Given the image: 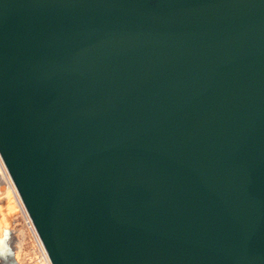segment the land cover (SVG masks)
<instances>
[{"label":"water","instance_id":"95a60500","mask_svg":"<svg viewBox=\"0 0 264 264\" xmlns=\"http://www.w3.org/2000/svg\"><path fill=\"white\" fill-rule=\"evenodd\" d=\"M0 160L51 264H264V0H0Z\"/></svg>","mask_w":264,"mask_h":264},{"label":"rangeland","instance_id":"374dc122","mask_svg":"<svg viewBox=\"0 0 264 264\" xmlns=\"http://www.w3.org/2000/svg\"><path fill=\"white\" fill-rule=\"evenodd\" d=\"M0 173V232L3 226L11 228L13 236L12 245L15 249V257L18 263L39 264V262H44L41 248L38 247L39 243H36L38 242L36 241L38 240L37 235L28 227L22 212H20V205L14 199L12 189L6 184L7 182L1 170ZM35 236L36 238H34Z\"/></svg>","mask_w":264,"mask_h":264},{"label":"bare ground","instance_id":"6f19581e","mask_svg":"<svg viewBox=\"0 0 264 264\" xmlns=\"http://www.w3.org/2000/svg\"><path fill=\"white\" fill-rule=\"evenodd\" d=\"M2 160H0V170H1V172H2V174H3V177H4V179H5V181L7 182L6 184H8L9 185V188L10 189H12V191H13V193H14V199H15V201H17V203L20 205V210L22 211V209H23V207H22V203H21V200H20V197H19V194H18V192H17V190L14 188V186H13V183H12V181H11V178H10V176H9V174H5L4 173V168H3V164H2V162H1ZM1 174V173H0ZM2 178V177H1ZM2 181H3V179H2ZM1 182V181H0ZM7 185V186H8ZM2 189V188H1ZM8 189V188H7ZM6 190V189H5ZM12 196H13V194H12ZM18 210V209H17ZM20 211V212H21ZM23 216H24V218L25 219H27V215L25 214V212H24V210H23ZM27 224H28V226H30L29 228L30 229H32L31 231H33L34 233H36L34 230L35 229H33V227H32V225H31V223H30V220H29V218H28V220H27ZM33 234V233H32ZM36 235H37V239L38 240H36V241H38V242H36V243H39V246L38 247H40L41 248V251H42V258H43V260H44V262H45V264H51L50 262H48V259H47V257H46V254H45V251H44V248H42V245H41V241H40V239H39V236H38V234L36 233ZM33 237V236H32ZM34 238H36V236L34 237ZM21 240V239H20ZM29 243V242H28ZM26 245V244H25ZM39 250V249H38ZM42 260V259H41ZM44 262H39V264H44Z\"/></svg>","mask_w":264,"mask_h":264},{"label":"built area","instance_id":"2783aa9c","mask_svg":"<svg viewBox=\"0 0 264 264\" xmlns=\"http://www.w3.org/2000/svg\"><path fill=\"white\" fill-rule=\"evenodd\" d=\"M2 162V164H3V168H4V173L6 174L7 173V171H6V168H5V166H4V163H3V161H1ZM2 170V169H1ZM22 207H23V209H22V215H23V210H24V212H25V214L27 215V219H25L26 220V223H27V220H28V218H29V216H28V214H27V212H26V209H25V207H24V205H22ZM24 217V216H23ZM29 220H30V223H31V225H32V227H33V229H34V226H33V224H32V221H31V219L29 218ZM28 225V224H27ZM28 227H30V226H28ZM31 228V227H30ZM32 230V229H31ZM35 231V230H34Z\"/></svg>","mask_w":264,"mask_h":264}]
</instances>
